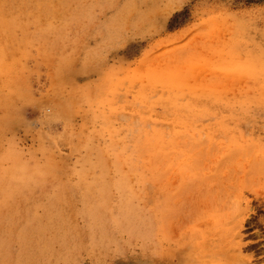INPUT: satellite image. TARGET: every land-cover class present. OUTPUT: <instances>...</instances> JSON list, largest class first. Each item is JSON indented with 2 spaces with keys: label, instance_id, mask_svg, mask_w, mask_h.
I'll use <instances>...</instances> for the list:
<instances>
[{
  "label": "rangeland",
  "instance_id": "1",
  "mask_svg": "<svg viewBox=\"0 0 264 264\" xmlns=\"http://www.w3.org/2000/svg\"><path fill=\"white\" fill-rule=\"evenodd\" d=\"M0 264H264V0H0Z\"/></svg>",
  "mask_w": 264,
  "mask_h": 264
},
{
  "label": "bare ground",
  "instance_id": "2",
  "mask_svg": "<svg viewBox=\"0 0 264 264\" xmlns=\"http://www.w3.org/2000/svg\"><path fill=\"white\" fill-rule=\"evenodd\" d=\"M214 220H215V219H214ZM214 222H215V221H214ZM216 222H217V220H216ZM210 224H211V223H210ZM215 226H216V225H215ZM216 228H218V227H216ZM223 228H224V227H223ZM222 230H223V229H222ZM222 230H221V231H222Z\"/></svg>",
  "mask_w": 264,
  "mask_h": 264
}]
</instances>
